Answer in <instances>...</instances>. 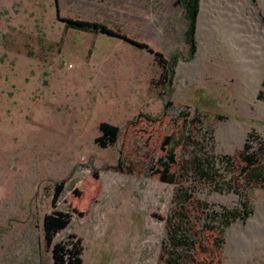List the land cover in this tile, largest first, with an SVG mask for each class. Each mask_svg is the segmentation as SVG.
<instances>
[{"label":"rangeland","instance_id":"1","mask_svg":"<svg viewBox=\"0 0 264 264\" xmlns=\"http://www.w3.org/2000/svg\"><path fill=\"white\" fill-rule=\"evenodd\" d=\"M175 2L0 0V264H158L180 186L191 189L206 257L219 236V264H264V243L247 246L264 223L237 226L264 213L263 180L238 173L264 141V77L245 86L221 38L234 0H200L190 57ZM245 9L264 24V0ZM62 19L99 23L151 51ZM104 122L119 134L101 149ZM168 151L176 184L157 173Z\"/></svg>","mask_w":264,"mask_h":264},{"label":"trees","instance_id":"2","mask_svg":"<svg viewBox=\"0 0 264 264\" xmlns=\"http://www.w3.org/2000/svg\"><path fill=\"white\" fill-rule=\"evenodd\" d=\"M176 5L181 11L184 21L183 40L187 46V56L190 57L196 50L195 32L197 17L200 9V0H176ZM64 27L81 32H94L109 37H113L129 44L130 46L143 50L148 49L146 45L137 43L117 31L111 30L99 23H90L80 20L62 19ZM148 51H151L148 49ZM179 57L172 55L168 61V79L167 86H170L173 79V69ZM100 135L94 140V143L101 149L115 145L117 142L119 129L108 123H100L98 126ZM171 138H166L164 144H168ZM262 156V162L260 157ZM243 166L238 171L247 183L264 182V141L254 149L250 154L241 156ZM175 163V155L168 151L164 159L159 160L162 170L159 178L162 182L168 184L177 183V173L169 172L170 166ZM182 198V199H180ZM181 200V201H180ZM173 206L170 208L165 219L164 237L161 241V251L158 264H219L217 258L222 245L220 237L214 238L212 243L215 246V253L211 256H205L207 249L205 241L207 237L204 234L203 224L197 218V208L191 201V189L178 187L173 195ZM198 214V213H197ZM230 217H235L230 213ZM204 220V216L201 218ZM212 219V218H211ZM225 224L228 223L226 220ZM224 225V224H222Z\"/></svg>","mask_w":264,"mask_h":264},{"label":"bare ground","instance_id":"3","mask_svg":"<svg viewBox=\"0 0 264 264\" xmlns=\"http://www.w3.org/2000/svg\"><path fill=\"white\" fill-rule=\"evenodd\" d=\"M234 1L233 25L226 29V34H222L221 38L228 48L236 50L235 62L245 86L253 87L258 85L264 77V24L258 25L257 18L252 17L250 10L245 9L248 0ZM263 223L264 213L258 211L249 218L246 226L242 222H238L237 226L246 232H253L258 228L257 225L262 226ZM255 243H264V232L250 237L247 246L252 248Z\"/></svg>","mask_w":264,"mask_h":264}]
</instances>
